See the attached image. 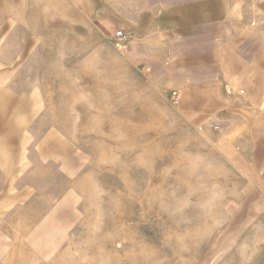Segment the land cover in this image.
<instances>
[{
    "label": "rangeland",
    "instance_id": "obj_1",
    "mask_svg": "<svg viewBox=\"0 0 264 264\" xmlns=\"http://www.w3.org/2000/svg\"><path fill=\"white\" fill-rule=\"evenodd\" d=\"M94 14L0 0V160L33 183L0 264H264L256 212L237 224L255 194L218 138Z\"/></svg>",
    "mask_w": 264,
    "mask_h": 264
},
{
    "label": "crops",
    "instance_id": "obj_2",
    "mask_svg": "<svg viewBox=\"0 0 264 264\" xmlns=\"http://www.w3.org/2000/svg\"><path fill=\"white\" fill-rule=\"evenodd\" d=\"M89 4L111 40L124 30L126 54L167 80L180 115L218 138L225 163L255 194L237 224L251 211L252 224H264V0ZM32 187L30 176L8 172L0 160V226L32 212Z\"/></svg>",
    "mask_w": 264,
    "mask_h": 264
},
{
    "label": "built area",
    "instance_id": "obj_3",
    "mask_svg": "<svg viewBox=\"0 0 264 264\" xmlns=\"http://www.w3.org/2000/svg\"><path fill=\"white\" fill-rule=\"evenodd\" d=\"M113 36H114L116 42H120L126 37V34H125L124 30L117 29V30H115Z\"/></svg>",
    "mask_w": 264,
    "mask_h": 264
}]
</instances>
